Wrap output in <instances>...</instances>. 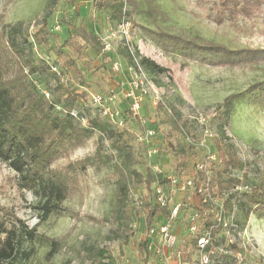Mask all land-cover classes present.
<instances>
[{"label": "trees", "instance_id": "16d2710c", "mask_svg": "<svg viewBox=\"0 0 264 264\" xmlns=\"http://www.w3.org/2000/svg\"><path fill=\"white\" fill-rule=\"evenodd\" d=\"M59 1L49 0L48 11L53 12ZM68 2L73 4V0ZM128 3L135 10L144 3L151 16L161 13L157 0H128ZM98 5L109 9L117 20L123 14L121 0H102ZM212 7L216 10L213 20L219 24L226 20L238 24L239 18L251 20L261 17V23L264 25V0H213ZM63 21L72 29V33L64 38L53 32L47 18L33 33L27 28L23 36L25 40L31 37L32 48L36 49L35 55L41 58L50 73L57 78L54 88H42L39 83L34 84L30 79L31 74L38 72L39 67L35 65V56L26 55L22 46L20 24L6 25L0 20V160L15 171L18 189L29 191L39 199L37 208L41 211V218L47 219L54 213L66 210L65 201L81 191V176L95 160L88 157L62 167L57 161L70 156L79 147L86 146L96 135L100 141L109 138L117 162L112 169L117 178L114 220L125 231L134 230V223L140 217V206L135 203L137 200L132 198L133 187L136 192H140L141 197L144 196L143 192H146L144 219L149 230L158 216L169 217L171 214L170 207L162 206L158 202L155 192L156 181L165 187L169 185L167 175L164 173L160 178H155L147 161V145L139 140L140 134L123 125L129 115L134 120L138 118L132 115L129 102L123 96L121 98L125 107L118 111L116 122L98 111L83 123L82 118L86 119V115L80 112L77 106L90 100L91 92H97L91 88L93 84L84 74L83 66L89 63L86 52H89L90 58H100L99 64L95 66L98 71L106 70L112 55L105 51L98 34L78 23V14L68 16L67 20ZM145 31L164 54L186 62L252 69L264 64L263 47H232L201 35L160 27ZM38 48L45 49L48 54H40ZM118 52L130 66L134 63L132 55L125 47L120 46ZM136 53L152 79V76L168 71L154 59L141 54L137 47ZM53 66L57 68L56 71L52 69ZM45 92H49L50 97H47ZM119 92L116 89V93ZM237 103H246L264 110V80L254 82L244 91L229 96L225 105L232 107ZM73 112H77L78 117L73 115ZM153 115V122H150L146 113H142V118L147 120V126L156 129V135L172 132L176 134V142L170 154L174 156L172 166L175 174H179L188 168L191 158L198 154L197 143L200 137L193 133L192 126L182 122L179 112L171 108L165 100L154 106ZM213 141L215 151L211 154L216 158L209 159V187L214 191L213 196L222 200L221 205L228 215L233 209L234 198L226 197V192L248 183V176L243 174L242 178H238L233 173L243 165L233 144L215 136ZM208 155L209 153H206L203 160ZM195 181L206 183V175L199 173ZM237 204L246 218L253 213L264 219V184L243 191L242 196L237 199ZM188 208L192 209L187 220L188 227L192 214H198L204 227L213 224L215 212L209 203L199 202L188 205ZM182 210L181 207L179 217ZM197 240L198 237L192 238L194 246ZM24 241H39L40 244L48 245L50 250L45 259L49 262L65 243L63 238L39 233L36 228L30 227L19 218L14 210L0 205V264H25L21 261L22 256L26 259L31 257L34 249L26 250ZM139 246L145 252L142 264H152L151 256H154L157 264H161L148 249L146 240ZM223 259L224 257L216 259V264H225ZM92 262L120 264L119 257L105 248L98 251V257Z\"/></svg>", "mask_w": 264, "mask_h": 264}, {"label": "rangeland", "instance_id": "374dc122", "mask_svg": "<svg viewBox=\"0 0 264 264\" xmlns=\"http://www.w3.org/2000/svg\"><path fill=\"white\" fill-rule=\"evenodd\" d=\"M64 1L68 3L66 0H60L54 6L53 12L48 11L49 0H2L0 3L1 22L6 25L20 24L22 46L26 55L35 56V65L39 67L38 72L31 74L30 79L34 84L39 83L42 88L45 86L54 88L57 78L50 73L41 58L35 55L36 49L32 48L31 37L25 40L23 36L27 28L30 33L36 31L45 18L48 19L53 32L60 34L62 38L70 35L72 29L63 20H67L68 16H75V12L69 10L63 4ZM157 2L161 13L155 16L147 12L144 3L137 10L129 5L128 15L133 22V44L141 54L167 68V72L152 77L163 88L164 100L179 112L182 122L192 126L193 133L201 138L203 129L197 122L196 112L202 111L207 118L206 125L212 133L206 140L207 146H199L198 154L191 158L188 168L180 171L179 175H188L195 179L197 175L199 176V173L194 172L193 165L202 160L206 153L215 151L213 141L215 136L232 143L242 160V168L234 171V175L238 178H242L243 174L248 176V183L226 192V197L234 198L233 209L228 214L234 227L229 231L217 230L212 244L219 253L214 254V264L220 257H224L225 264H264V219L253 213L246 218L237 204V199L242 196L243 191L264 184V110L246 103H237L232 107L225 105L229 96L244 91L254 82L264 80V64L252 69L213 66L196 61L186 62L181 58L164 54L145 31L160 27L170 31H186L201 35L232 47L264 48V25L261 23V17L251 20L239 18L238 24L229 20L219 24L213 20L216 13L212 7L213 0H157ZM117 21L115 19L111 23L110 30L117 27ZM56 26L61 29H56ZM38 49L40 54L46 52L45 49ZM112 53L114 57L112 56L106 70L98 71L95 70V66L99 64L100 58H90L89 52H86L89 63L83 67L85 70L88 66L91 67L86 71L83 69L84 74L93 84L91 88L97 92L108 94L113 88L121 91V86L123 88L124 83L131 78L130 65L125 58L118 50ZM116 60L122 63V70L119 72L112 69ZM76 80L79 83V80ZM119 93L115 98V107L120 112L124 109L125 103ZM154 106L148 99L141 109V115L146 113L150 122L155 121ZM77 108L86 115V120L98 113L89 100L78 104ZM123 125L136 134H143L144 128L138 118L134 120L129 115ZM175 139L176 134L172 132L160 133L154 140L156 146L161 149L158 162L166 175L176 173L172 166L174 156L170 154ZM88 157L95 161L93 165L88 166L86 175L81 174V191L65 201L64 212L54 213L47 219L41 218V211L37 208L39 199L29 191L19 190L15 171L0 160V205L14 210L19 218L30 227L36 228L39 233L63 238L65 241L51 262L45 259L46 253L50 250L48 245L40 244L39 241H24V248L28 251L33 248L34 253L27 259L22 256L23 263L93 264L92 260L98 257V251L105 248L119 257L120 264H142L145 252L139 244L145 241V234L148 231L144 219L146 192L144 191V196L141 197L140 192H136L132 187V198L137 200L135 203L140 206V217L135 221L132 232L125 231L113 217L117 178L112 169L117 162L109 138L100 141L96 135L86 146L79 147L70 156L58 160L57 164L60 167L68 166ZM166 190L172 201L181 203L183 208L181 216L174 221V229L178 236L175 257L178 258V254H182L183 258L185 252V262L195 264V246L191 242L187 220L192 213L188 205L199 204L198 197L195 193L188 196L170 185H166ZM217 201L219 204L222 203L221 199ZM161 218L163 216H158L154 225L157 219ZM198 225L201 229L204 227L200 217ZM221 249L225 251L224 254ZM151 262L157 264L154 256H151Z\"/></svg>", "mask_w": 264, "mask_h": 264}, {"label": "built area", "instance_id": "2783aa9c", "mask_svg": "<svg viewBox=\"0 0 264 264\" xmlns=\"http://www.w3.org/2000/svg\"><path fill=\"white\" fill-rule=\"evenodd\" d=\"M123 2V14L118 18L117 27L110 30L105 35H100L99 38L104 44L106 52L112 53L117 51L120 46L125 47L132 55L134 63L130 66L131 78L127 83L125 82L119 95L128 100V105L134 116H137L140 124L143 126V134H140L139 140L147 145V161L155 178H160L165 172L160 167L158 162L161 155V149L156 146L154 142L156 137V129L152 126H147V120L142 118L141 109L146 101L151 100L154 105L159 102H164V90L157 84L147 73L140 61V56L136 53V47L132 40L133 22L128 15L129 3L128 0H121ZM59 29V26H56ZM53 70H57L55 66ZM112 69L114 72L122 70V63L119 60L114 61ZM47 97H50L49 92H45ZM116 88L110 90L108 94L101 92L90 93L91 106L96 108L103 116H106L111 121L116 122L119 112L115 107ZM73 115L78 117L77 112ZM196 118L199 125L202 127V136L197 143L198 146L206 147V140L212 136L210 129L207 127V118L202 111L196 112ZM83 123L86 119L82 118ZM209 155L206 159L197 161L193 165L196 174L203 173L206 175V183L196 182L195 178L188 175L180 176L179 174H168V184L175 187L178 191L183 192L190 196V193H195L200 203H209L215 212V220L211 226L202 227L198 225V214L190 216L188 230L190 237H198L195 245V264H214V254L219 253V250L213 247V240L218 229L231 230L233 224L229 220V216L224 210L223 206L218 203V199L213 196L214 191L209 187L211 176V168L209 159H215V155L208 152ZM155 192L157 200L162 206L170 207L171 214L169 217L157 219V223L153 225L145 234L147 247L153 253L161 264H190L185 262L186 253L178 254L175 257V246L178 241L176 230L174 229V221L179 217L181 203L173 202L172 197L167 192L166 187L156 181ZM216 211H215V210ZM222 254L225 253L221 249Z\"/></svg>", "mask_w": 264, "mask_h": 264}, {"label": "crops", "instance_id": "0c3cea01", "mask_svg": "<svg viewBox=\"0 0 264 264\" xmlns=\"http://www.w3.org/2000/svg\"><path fill=\"white\" fill-rule=\"evenodd\" d=\"M102 0H73V4L66 0L63 2L69 10L78 14V23H82L86 28L95 32L96 34H107L115 20L109 9L101 8L98 3ZM113 56V53H111ZM114 57V56H113Z\"/></svg>", "mask_w": 264, "mask_h": 264}]
</instances>
